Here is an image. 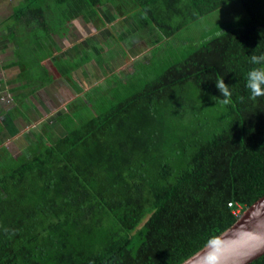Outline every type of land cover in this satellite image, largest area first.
I'll use <instances>...</instances> for the list:
<instances>
[{
  "label": "trees",
  "instance_id": "trees-1",
  "mask_svg": "<svg viewBox=\"0 0 264 264\" xmlns=\"http://www.w3.org/2000/svg\"><path fill=\"white\" fill-rule=\"evenodd\" d=\"M52 1L88 19L129 4L134 25L158 34L91 100L93 116L40 130L29 155L0 152V264H179L264 194V97L246 88L264 67L250 63L264 53V0H238L247 18L183 56H160L166 39L232 0Z\"/></svg>",
  "mask_w": 264,
  "mask_h": 264
},
{
  "label": "crops",
  "instance_id": "crops-1",
  "mask_svg": "<svg viewBox=\"0 0 264 264\" xmlns=\"http://www.w3.org/2000/svg\"><path fill=\"white\" fill-rule=\"evenodd\" d=\"M104 8L91 19L66 18L52 0H0V152L26 155L40 130L65 133L53 126L65 127L64 116L83 103L89 33Z\"/></svg>",
  "mask_w": 264,
  "mask_h": 264
},
{
  "label": "rangeland",
  "instance_id": "rangeland-1",
  "mask_svg": "<svg viewBox=\"0 0 264 264\" xmlns=\"http://www.w3.org/2000/svg\"><path fill=\"white\" fill-rule=\"evenodd\" d=\"M106 6L108 8L103 9V20H98V18L94 22L96 25L94 28L95 31L89 33V48L87 54L91 60L88 62L90 69L88 70V91L82 96L81 100L84 103H81L73 110L72 114L75 116L76 121L93 116L94 110L90 104L91 100L93 98L98 99L99 97L97 98L96 96L107 90L108 82L115 81L120 76L119 74H128L135 64L148 59L152 46L150 43L155 37L153 33L158 34L153 25L148 24L145 27L138 28L131 20L122 16L125 9L130 10L132 5L127 4L125 8L120 5L115 7H111L110 5ZM246 18L247 13L242 4L238 0H232L229 4L221 6L200 17L197 21L188 24L172 37L166 39L169 44L167 46L168 49L162 54L160 53V56H183L191 47L198 45L204 36L209 35L219 28L227 27ZM111 32L114 34L112 37L110 36ZM164 41L162 40L161 43ZM92 60L97 61L100 66L96 62L94 64ZM102 61L104 62V68H100L102 67ZM92 70L96 71L93 72ZM87 100L89 103H86ZM57 123L58 126L54 125L53 127L57 132H63L66 127L59 121ZM47 133L49 132L47 131ZM52 135L56 136L55 134ZM52 135L51 133L48 134L51 137ZM23 148L21 146V149ZM23 151H25L26 155H29L28 151Z\"/></svg>",
  "mask_w": 264,
  "mask_h": 264
},
{
  "label": "water",
  "instance_id": "water-1",
  "mask_svg": "<svg viewBox=\"0 0 264 264\" xmlns=\"http://www.w3.org/2000/svg\"><path fill=\"white\" fill-rule=\"evenodd\" d=\"M264 253V194L235 221L179 264H248Z\"/></svg>",
  "mask_w": 264,
  "mask_h": 264
},
{
  "label": "clouds",
  "instance_id": "clouds-1",
  "mask_svg": "<svg viewBox=\"0 0 264 264\" xmlns=\"http://www.w3.org/2000/svg\"><path fill=\"white\" fill-rule=\"evenodd\" d=\"M250 63L264 65V53L260 55L252 54L250 56ZM216 87L224 97L221 103L224 105L230 104L232 102V93L223 78L216 80ZM246 88L250 90L249 99L256 100L258 97H264V67H254L248 72ZM239 99L243 102L244 97L241 96Z\"/></svg>",
  "mask_w": 264,
  "mask_h": 264
},
{
  "label": "built area",
  "instance_id": "built-area-1",
  "mask_svg": "<svg viewBox=\"0 0 264 264\" xmlns=\"http://www.w3.org/2000/svg\"><path fill=\"white\" fill-rule=\"evenodd\" d=\"M228 205H231V203L229 202ZM239 212V207H237L236 209H233V213L237 214Z\"/></svg>",
  "mask_w": 264,
  "mask_h": 264
}]
</instances>
